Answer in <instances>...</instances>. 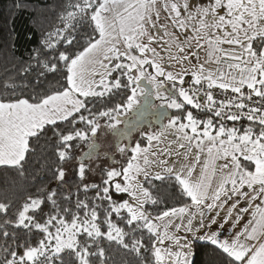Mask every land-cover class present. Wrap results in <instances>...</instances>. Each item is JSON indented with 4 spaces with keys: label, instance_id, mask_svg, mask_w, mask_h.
<instances>
[{
    "label": "snow or ice",
    "instance_id": "snow-or-ice-1",
    "mask_svg": "<svg viewBox=\"0 0 264 264\" xmlns=\"http://www.w3.org/2000/svg\"><path fill=\"white\" fill-rule=\"evenodd\" d=\"M58 21H34L38 46L0 82V166L24 175L36 157L50 173L22 201L0 197V264H109L112 245L193 264V240L221 264H264V0H67ZM115 153L125 162L100 165ZM168 188L191 203L166 207Z\"/></svg>",
    "mask_w": 264,
    "mask_h": 264
},
{
    "label": "trees",
    "instance_id": "trees-1",
    "mask_svg": "<svg viewBox=\"0 0 264 264\" xmlns=\"http://www.w3.org/2000/svg\"><path fill=\"white\" fill-rule=\"evenodd\" d=\"M13 2L14 0H0V82L7 81L10 78L12 75L11 69L16 60L26 59L29 53L38 46L41 39V31L34 21L42 24L45 30H52L59 26V9L67 0H27L29 8L19 11L11 7ZM33 8L37 9L38 12L34 13L32 11ZM29 36H31V39H28ZM13 57H15V60ZM49 79L51 80V77ZM3 93L4 89L0 87V94ZM241 123L247 126L248 121L245 120ZM227 126L232 127L233 123L227 122ZM236 126L239 127L240 123H237ZM138 138L137 134H135L132 140L135 142ZM83 148L87 149V146L82 145L80 151ZM46 159L48 163H51L55 160V156L54 154H46ZM124 162V159H121V163ZM43 163H45V160L41 159L37 162V158L33 157L32 163L26 167L24 175H21L15 169L0 166V197L8 195L15 200L22 201L25 196L34 194L37 187L42 186L37 183V175L44 177V184L48 183L47 177H50V173H45L41 170L40 165ZM100 165L106 168L105 165ZM95 176L97 177L90 182L99 183L100 174L97 172ZM74 179L70 173V182ZM177 191L178 189H162L163 194L168 198L166 207H181L184 204L191 203L190 198L178 197L176 195ZM161 207L164 206L162 205ZM192 248L195 253L192 258L193 264H208V254L214 250V264H221L222 259H225L224 254L218 249H214V246L207 241L194 240ZM108 255L113 257L109 264H137L133 256L123 250H117L115 245L108 249Z\"/></svg>",
    "mask_w": 264,
    "mask_h": 264
},
{
    "label": "rangeland",
    "instance_id": "rangeland-1",
    "mask_svg": "<svg viewBox=\"0 0 264 264\" xmlns=\"http://www.w3.org/2000/svg\"><path fill=\"white\" fill-rule=\"evenodd\" d=\"M133 2H134V0H133ZM193 2H194V5H199V4H201V3L206 4V3H207V0H193ZM203 55H204V53L202 52V53H201V56L203 57ZM209 67H211V68H215V65H209ZM158 102H159V101H158ZM165 123H166V121H165ZM133 137H134V136H133ZM97 142H98V144L101 145L104 149H108V151H110V150H111V147H112L111 144H112V142H113V139H112L111 135H107V136H105V135H103L102 133H98V139H97ZM132 142H134V141L132 140ZM85 148H86V147H85ZM86 150H87V149H84V148L82 149V151H86ZM110 152L112 153V151H110ZM107 153H108V152H107ZM114 155H115L116 163H113V162L110 161V160H101L99 163L102 164V165H105L106 168L109 167V166H112V167H119L120 164H121V159H124V158H122V157L120 156L119 153H115ZM193 159H194V157H193ZM203 161H204V156L201 157L200 165L197 166L196 169H195L194 178H197V177L199 176V173H200V167L202 166ZM95 177H97V176H95V174H90V176H89V180H90V181H93V180L95 179ZM244 204H246V203H243V202H242L240 206L242 207V205H244ZM247 207H249V206H247ZM254 209H255V204H253V205L249 208V211H248L247 213H244V214L242 215V218H241L240 222L237 224V226H236L235 229H232L231 231H228V229L231 228V224L226 225V226H225V230L222 231V232L220 233V238H221V239L229 238V237H231L235 232H238V231L242 230V229L248 224L249 220L252 219V212L254 211ZM194 223H196V222L194 221ZM218 229H219V226H218V225H214V226L212 227L211 231H218ZM181 235H184V233H181ZM187 235L189 236V239H192L191 234H187ZM193 241H194V240H193Z\"/></svg>",
    "mask_w": 264,
    "mask_h": 264
},
{
    "label": "water",
    "instance_id": "water-1",
    "mask_svg": "<svg viewBox=\"0 0 264 264\" xmlns=\"http://www.w3.org/2000/svg\"><path fill=\"white\" fill-rule=\"evenodd\" d=\"M153 102L155 103V99L153 98ZM167 111H171V110H167ZM150 118V119H149ZM124 119V118H123ZM122 119V120H123ZM150 120H154V117L151 116V114L149 113H145V116H144V121H145V126L147 125V122L150 121ZM120 127H123V125H120ZM136 133H133V136L135 135ZM125 143H128V141H124Z\"/></svg>",
    "mask_w": 264,
    "mask_h": 264
},
{
    "label": "flooded vegetation",
    "instance_id": "flooded-vegetation-1",
    "mask_svg": "<svg viewBox=\"0 0 264 264\" xmlns=\"http://www.w3.org/2000/svg\"><path fill=\"white\" fill-rule=\"evenodd\" d=\"M155 103H159L158 101H155ZM124 117L122 116L121 117V119H123ZM150 119V118H149ZM112 137V139H113V141H114V137L113 136H111ZM98 143V142H97ZM113 145V142H112V144H111V146ZM100 151H101V153H105V152H108V153H111L110 151H113V149H112V147H111V150L110 151H108V149H104L101 145H100Z\"/></svg>",
    "mask_w": 264,
    "mask_h": 264
},
{
    "label": "crops",
    "instance_id": "crops-1",
    "mask_svg": "<svg viewBox=\"0 0 264 264\" xmlns=\"http://www.w3.org/2000/svg\"><path fill=\"white\" fill-rule=\"evenodd\" d=\"M244 203V202H243ZM248 205L247 204H244V205H242V207H247Z\"/></svg>",
    "mask_w": 264,
    "mask_h": 264
}]
</instances>
